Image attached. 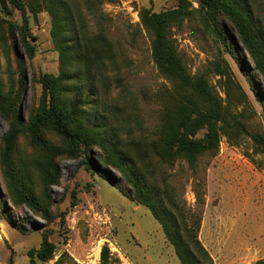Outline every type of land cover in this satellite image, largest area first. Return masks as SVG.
Instances as JSON below:
<instances>
[{"label": "rangeland", "instance_id": "374dc122", "mask_svg": "<svg viewBox=\"0 0 264 264\" xmlns=\"http://www.w3.org/2000/svg\"><path fill=\"white\" fill-rule=\"evenodd\" d=\"M255 1V15L264 22V0ZM189 2L191 14L173 29V37L189 73L207 75L213 92L221 98L234 128L240 132L239 144L224 136L217 155L201 157L196 168L177 159L174 163L154 162L148 170L157 175L160 184L167 179L175 188L190 225H200L198 237L217 264H255L264 260V151L256 146L253 136L264 135V102L253 88L264 94V82L255 72L248 77L227 51L223 41L253 68L235 29L226 23L235 37V41L228 40L204 11L195 10L201 9L199 0ZM178 6L179 0H117L103 6L106 19L100 26L112 42L116 65H107L108 82L100 88L96 106L88 105V110L92 115L105 113L108 124L123 122L125 128L119 135L126 142L138 140L141 129L157 139L177 92L174 82L163 76L154 62L153 36L141 24L140 13L144 9L160 13ZM9 12L0 4V94L16 99L26 125L40 104V78L60 73L59 54L52 41L47 11L28 13L31 31L37 36L34 55L27 52L19 38L20 12L14 8ZM12 26L14 35L10 32ZM93 29L99 30L95 25ZM224 60L232 69L230 76H219L214 71V63ZM9 129L10 124L0 114V264H9L11 258L13 264H30L29 252L40 248L46 230L51 232L56 253L53 260L36 259L35 264H101L105 245L110 249V264H181L151 212L121 192L128 188L121 174L110 168L117 178L112 185L87 168L85 155L78 159L64 154L59 157L60 184L50 186L51 205L47 203L51 221L25 205L13 206L3 199L8 194L9 172L19 175L24 167H29L36 194L43 199L44 185L33 168L48 162L47 155L32 144L25 130L18 137L8 167L3 151ZM45 139L53 147H66L52 131H45ZM90 156L101 164L97 151ZM3 207L10 210L14 224L1 219ZM35 224L42 228L34 230Z\"/></svg>", "mask_w": 264, "mask_h": 264}, {"label": "trees", "instance_id": "16d2710c", "mask_svg": "<svg viewBox=\"0 0 264 264\" xmlns=\"http://www.w3.org/2000/svg\"><path fill=\"white\" fill-rule=\"evenodd\" d=\"M116 1L0 0L6 13L10 14V8L20 12L22 25L19 38L31 55L35 53L33 43L37 41V36L31 31L28 13L36 15L44 10L49 13L51 37L60 61L58 75L46 74L40 78V104L26 125L17 110L16 99L0 94V114L10 124L4 138L5 164L11 167L18 137L25 130L31 135L32 144L45 153L48 159L46 165L37 164L33 168L40 173L44 185L43 199L36 194V183L29 167H24L19 175L11 172L7 174L8 194L3 199L13 206L25 205L36 215L51 221L47 203L51 205L50 186L60 184L59 157L64 154L78 159L85 155L87 168L93 169L112 185L117 178L110 168L121 174V179L128 187L121 192L127 193L132 201L151 212L162 226L181 264H216L198 237L200 225H190L175 188L167 179L160 184L157 175L148 170L154 162L174 163L177 159L186 160L196 168L201 157L217 155L224 136L229 137L234 144H239L240 132L234 128L233 118L226 113L221 98L213 92L207 75L189 73L173 37V29L190 16L192 5L189 0H179V6L175 9L160 13L144 9L140 13L141 24L153 36L154 62L159 72L174 82L177 92L174 106L168 109L157 139L150 138L141 129L138 140L126 142L119 135L125 128L123 122L108 124L105 113L95 112L92 115L88 110V105L96 106L99 90L108 82L105 74L107 65H116L112 42L100 26L106 19L103 6ZM199 4L201 9L195 10L204 11L216 30L224 31L228 40L235 41V37L226 23L235 29L253 68L231 49L227 41H223L227 51L248 77L255 72L264 82V22L255 15L256 1L199 0ZM94 25L98 31H94ZM13 28L10 29L12 35ZM214 64L217 75H232L226 60ZM22 81L25 82V74ZM253 89L260 101L264 102L263 92ZM47 130L61 138L66 147L59 149L51 146L45 139ZM202 131L205 133L200 138L198 135ZM130 134L134 136L133 130ZM253 139L256 146L264 151V135L256 134ZM93 151L98 152L101 164L92 160L90 153ZM5 209L3 207L1 219L14 224L10 210H7L8 213ZM41 228L35 224L33 229ZM50 235L49 230L44 231L40 248L29 252L30 264H35L36 259L43 262L53 260L56 246L50 240ZM9 264H13L12 258ZM101 264H110L108 245L102 249ZM255 264H264V260Z\"/></svg>", "mask_w": 264, "mask_h": 264}, {"label": "crops", "instance_id": "0c3cea01", "mask_svg": "<svg viewBox=\"0 0 264 264\" xmlns=\"http://www.w3.org/2000/svg\"><path fill=\"white\" fill-rule=\"evenodd\" d=\"M211 254V253H210ZM213 257V256H212ZM214 258V257H213ZM215 260V259H214ZM216 262V261H215ZM217 264V263H216Z\"/></svg>", "mask_w": 264, "mask_h": 264}]
</instances>
